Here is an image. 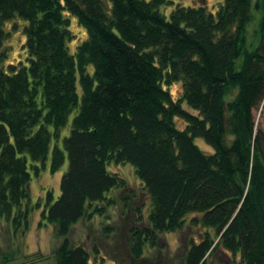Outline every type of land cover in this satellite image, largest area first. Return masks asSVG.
Listing matches in <instances>:
<instances>
[{
  "label": "trees",
  "instance_id": "16d2710c",
  "mask_svg": "<svg viewBox=\"0 0 264 264\" xmlns=\"http://www.w3.org/2000/svg\"><path fill=\"white\" fill-rule=\"evenodd\" d=\"M207 3L167 16L171 0H0V221L27 228L42 209L31 203L29 160L38 173L51 155L53 174L68 160L41 213L63 239L55 264H110L68 236L127 188L120 165L134 168L150 205L146 215L138 202L126 233L132 264L187 223L202 231L178 264H207L220 249L240 255L236 264H264V128L254 114L264 113V0H224L216 13ZM69 15L88 33L74 54ZM17 17L28 23L29 65L6 70L5 25Z\"/></svg>",
  "mask_w": 264,
  "mask_h": 264
},
{
  "label": "rangeland",
  "instance_id": "374dc122",
  "mask_svg": "<svg viewBox=\"0 0 264 264\" xmlns=\"http://www.w3.org/2000/svg\"><path fill=\"white\" fill-rule=\"evenodd\" d=\"M171 1L173 2L172 5L162 8V12L167 16L171 14L175 6L193 7L196 5V1L199 0ZM205 1L208 2V10L216 13L224 0ZM68 17L71 22L70 30L73 34L69 45L71 53L74 54L77 46L83 43L85 39L87 40L88 33L78 22L76 16L69 15ZM258 20L259 15L249 25L248 33L250 42L255 40ZM27 24V22L17 17L5 25L7 38L5 43H3L4 47L2 51L7 52V58L4 62V68L6 70H9L11 65H29V55L24 48L26 38L23 32ZM89 71L92 73L93 68L90 67ZM169 90L175 100L179 99L183 93L182 84L180 83L170 85ZM185 108L193 114H197V111L189 106L185 105ZM262 111L263 108L257 110L254 114H256L257 123L264 128V113ZM76 114L77 112H74L70 117L69 124L63 131L59 144L65 136L69 135L71 122ZM198 143L201 147H208L201 140H198ZM50 154H52V151H50ZM33 165L37 166L38 164L29 160V169L32 175V181L30 183L31 203L35 207L41 201L42 209L35 210L27 228L21 227L16 229L10 221H0V263L3 260L9 259L10 264H55V251L63 242V239L57 236L55 226L44 222L41 213L46 205V196L49 192L54 193L55 199L59 197L61 179L69 167V161L67 160L63 164L62 169L54 174L50 170L51 155L48 156L45 165L39 166L40 170L38 173L33 168ZM119 168L127 178V188L124 191L112 192L109 198L113 199V202L109 203V205L106 203L107 206H104V215L96 214L90 219L81 220L72 228L68 238L74 246L82 244L91 250L92 253H94V246H97L100 250L99 256H102L110 264H132L129 247L133 241L129 240L126 235L130 228L136 227V219L133 211L138 205V202L144 201L146 202L147 208L143 212L147 215L150 210V205L147 196H143V185L136 172H134V168L130 165H120ZM113 169L117 170L115 167ZM125 197H127L126 201L129 203L125 209L128 210L126 212L122 208L121 203V200ZM146 222L147 220L145 218V226L147 224ZM107 228H110V231ZM201 231L202 229L194 228L187 223L185 228L180 232L160 234L159 243L161 244L162 250L148 249L145 252L143 264H178L187 251L189 242L192 239H197ZM231 259L232 254L230 252L220 249L208 258L207 264H236V261L240 260V255L236 256L234 260Z\"/></svg>",
  "mask_w": 264,
  "mask_h": 264
}]
</instances>
